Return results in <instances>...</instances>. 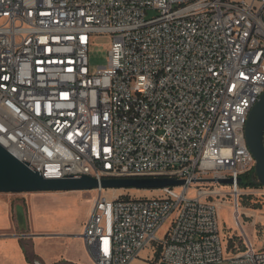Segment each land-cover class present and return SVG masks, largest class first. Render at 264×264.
I'll list each match as a JSON object with an SVG mask.
<instances>
[{
  "label": "built area",
  "instance_id": "1",
  "mask_svg": "<svg viewBox=\"0 0 264 264\" xmlns=\"http://www.w3.org/2000/svg\"><path fill=\"white\" fill-rule=\"evenodd\" d=\"M98 36L108 64L93 69ZM263 93L264 0H0V144L45 178L185 181L153 196L96 189L81 234L93 264L153 245L156 264H222L229 196L242 231L229 264H264L239 183L255 170L246 123Z\"/></svg>",
  "mask_w": 264,
  "mask_h": 264
},
{
  "label": "rangeland",
  "instance_id": "2",
  "mask_svg": "<svg viewBox=\"0 0 264 264\" xmlns=\"http://www.w3.org/2000/svg\"><path fill=\"white\" fill-rule=\"evenodd\" d=\"M109 48L110 39L107 36H98L94 39V44L90 47L89 53L91 68L96 69L108 64ZM140 190L137 188L105 189L104 193L110 198L125 195L144 196ZM159 194H161L160 191H152V193L145 196ZM196 194L195 191L191 193L193 196ZM97 195V190L81 193L68 191L67 194L60 192L0 193V197L9 199L14 204L19 205L17 214L21 218L23 228L26 227L27 223L24 208L29 206V198L40 196L53 199L56 196L55 202H50V217H53L58 232L56 233L57 236H50V249L46 245H36L33 248L31 244L24 243L23 254L21 255L17 252H0V264H37V261L42 263L41 260L45 264H48L49 261L50 264H72L73 260L79 256L84 264H93L90 259H84V252L80 247L81 237L79 233L82 230L86 210L91 202L87 199L94 201ZM225 202L219 207V222L225 260L222 264H229V259L236 254L234 248L241 244L242 231L234 223L233 208L231 206L232 197L229 196ZM241 205V211L244 213L241 218L243 228L248 237L253 240L255 247L261 250L264 248V186L252 188L249 193L243 195ZM33 241L37 242L35 239ZM159 254V247L149 246L142 251L137 261L132 264H156Z\"/></svg>",
  "mask_w": 264,
  "mask_h": 264
},
{
  "label": "water",
  "instance_id": "3",
  "mask_svg": "<svg viewBox=\"0 0 264 264\" xmlns=\"http://www.w3.org/2000/svg\"><path fill=\"white\" fill-rule=\"evenodd\" d=\"M246 140L256 160L255 174L264 186V93L252 108L246 123ZM242 178L239 179L241 183ZM214 181V180H208ZM221 184H232L233 179H221ZM184 180L175 178H111L98 180L89 175L79 178H45L21 162L0 144V193H39L91 191L96 189H162L179 186ZM166 264V263H161Z\"/></svg>",
  "mask_w": 264,
  "mask_h": 264
},
{
  "label": "crops",
  "instance_id": "4",
  "mask_svg": "<svg viewBox=\"0 0 264 264\" xmlns=\"http://www.w3.org/2000/svg\"><path fill=\"white\" fill-rule=\"evenodd\" d=\"M143 195H148V193H152L151 190L141 189ZM158 191V190H154ZM77 193H81L84 191H73ZM57 193V192H54ZM66 193L67 192H60ZM44 198V197H31L28 199V207L24 208L25 219H27L26 227L23 228L21 218L17 214V210L19 205L14 204L9 199L0 197V252H17L23 254L24 243H29L33 246V248L41 245H46L48 249H50V236H57L58 233L56 230L57 225L55 224L53 217H50V202H55L54 199ZM91 201L84 217V222L82 224V230L79 233L80 237L84 231V223L86 222L89 214L91 212V208L93 206L94 201L91 199H87ZM28 208V212H27ZM37 242H34L33 240ZM80 247L84 252V259H90L84 245V241L81 238ZM34 250V249H33ZM35 252V250H34ZM33 252V253H34ZM142 254V252H141ZM40 261V260H39ZM42 263L37 261V264H45L43 260ZM40 261V262H41ZM137 261L134 260L132 263ZM131 263V264H132ZM50 264V261L48 262ZM72 264H84L82 262V258L79 256L75 260H73Z\"/></svg>",
  "mask_w": 264,
  "mask_h": 264
},
{
  "label": "trees",
  "instance_id": "5",
  "mask_svg": "<svg viewBox=\"0 0 264 264\" xmlns=\"http://www.w3.org/2000/svg\"><path fill=\"white\" fill-rule=\"evenodd\" d=\"M241 178H242L241 183H240L241 188H248V187L260 188L262 187L254 171L245 173Z\"/></svg>",
  "mask_w": 264,
  "mask_h": 264
},
{
  "label": "bare ground",
  "instance_id": "6",
  "mask_svg": "<svg viewBox=\"0 0 264 264\" xmlns=\"http://www.w3.org/2000/svg\"><path fill=\"white\" fill-rule=\"evenodd\" d=\"M234 223H235V221H234ZM235 225H236V223H235ZM237 226V225H236Z\"/></svg>",
  "mask_w": 264,
  "mask_h": 264
}]
</instances>
